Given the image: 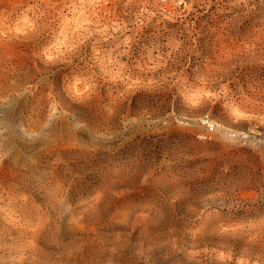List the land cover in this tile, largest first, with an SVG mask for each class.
Segmentation results:
<instances>
[{
	"label": "rangeland",
	"instance_id": "1",
	"mask_svg": "<svg viewBox=\"0 0 264 264\" xmlns=\"http://www.w3.org/2000/svg\"><path fill=\"white\" fill-rule=\"evenodd\" d=\"M0 87V264H264V0H0Z\"/></svg>",
	"mask_w": 264,
	"mask_h": 264
},
{
	"label": "bare ground",
	"instance_id": "2",
	"mask_svg": "<svg viewBox=\"0 0 264 264\" xmlns=\"http://www.w3.org/2000/svg\"><path fill=\"white\" fill-rule=\"evenodd\" d=\"M46 3H47V2H46ZM22 66H24V65H22ZM26 67H27V66H26ZM29 68H30V67H29ZM31 68H32V67H31ZM26 69H27V68H26ZM11 70H12V69H11ZM20 70H21V69H20ZM27 70H28V69H27ZM27 70H26V71H27ZM29 71H30V70H29ZM8 72L10 73L11 71H8ZM18 72H19V71H18ZM23 72H24V71H23ZM1 73H2V72H1ZM16 73H17V72H16ZM30 73H31V72H30ZM10 74H11V73H10ZM3 75H4V74H3ZM29 75H30V74H29ZM7 76H8V75H7ZM2 77H3V76H2ZM2 77H1V79H2ZM9 77H10V75H9ZM14 77H15V76H14ZM31 80H32V78H31ZM1 82H2V81H1ZM7 82H8V81H7ZM2 84H3V83H2ZM9 87H10V86H9ZM0 88H1V87H0ZM2 88H3V87H2ZM4 88H5V87H4ZM2 90H3V89H2ZM6 90H7V89H6ZM8 91H9V90H8ZM0 92H1V91H0ZM6 92H7V91H6ZM1 93H2V92H1ZM5 95H6V94H5ZM0 96H1V95H0ZM2 96H3V95H2ZM2 108H3V107H2ZM10 110H11V109H10ZM8 112H9V111H8ZM42 125H43V124H42ZM38 128H39V127H38ZM41 129H42V128H41ZM43 129H44V128H43ZM46 129H47V128H46ZM29 132H30V131H29ZM44 132H45V130H44ZM59 132H60V131H59ZM61 132H62V131H61ZM36 133H37V132H36ZM36 133H35V134H36ZM38 133H39V131H38ZM40 133H41V132H40ZM47 133H48V132H47ZM71 133H73V132H71ZM43 134H44V133H43ZM58 134H59V133H58ZM61 135H62V134H61ZM46 136H47V135H46ZM49 136H50V135H49ZM57 136H58V135H57ZM62 136H63V135H62ZM37 137H38V136H37ZM35 138H36V137H35ZM50 138H51V137H50ZM62 138H63V137H62ZM53 139H54V138H53ZM62 140H63V139H62ZM62 140H61V141H62ZM42 141H43V139H42ZM32 142H33V141H32ZM74 142H75V141H74ZM55 143H56V142H55ZM31 144H32V143H31ZM31 146H32V145H31ZM31 146H30V147H31ZM53 146H54V145H53ZM49 149H50V148H49ZM46 151H47V150H46ZM27 159H28V158H27ZM70 159H71V158H70ZM71 160H72V159H71ZM2 162H3V161H2ZM5 162H6V161H5ZM63 162H64V161H63ZM7 164H8V163H7ZM7 164H6V165H7ZM66 167H68V166H66ZM4 168H5V167H4ZM11 168H12V167H11ZM11 168H10V169H11ZM71 168H72V167H71ZM5 169H6V168H5ZM67 171H68V170H67ZM2 172H3V171H2ZM6 172H7V171H6ZM72 172H73V171H72ZM2 174H3V173H2ZM6 176H7V175H6ZM72 176H73V175H72ZM72 176H71V177H72ZM8 177H9V176H8ZM6 179H7V178H6ZM8 179H9V178H8ZM60 184H61V183H60ZM58 187H59V185H58ZM28 188H29V187H28ZM59 188H60V187H59ZM62 189H63V188H62ZM32 191H33V190H32ZM107 197H108V196H107ZM105 198H106V197H105ZM56 202H57V201H56ZM24 209H25V208H24ZM73 217H74V216H73ZM42 218H43V217H42ZM42 218H41V219H42ZM74 219H76V218H74ZM12 220H13V219H12ZM38 220H39V222H40V219H38ZM54 220H56V219H54ZM41 221H42V220H41ZM33 222H35V221H33ZM71 222H72V221H71ZM73 222H74V221H73ZM73 222H72V223H73ZM75 222H76V220H75ZM37 223H38V222H37ZM51 223H52V222H51ZM62 223H63V222H62ZM67 223H68V222H67ZM77 223H78V222H77ZM38 224H39V223H38ZM52 224H53V223H52ZM31 225H32V224H31ZM36 225H37V224H36ZM54 225H55V224H54ZM57 225H58V224H57ZM66 225H68V224H66ZM32 226H33V225H32ZM38 226H39V225H38ZM69 226H70V225H69ZM72 226H73V224H72ZM78 226H79V225H78ZM3 227H4V226H3ZM53 227H54V226H53ZM56 227H57V226H55V228H56ZM69 228H70V227H69ZM78 228H79V227H78ZM73 229H74V228H73ZM51 230H52V229H51ZM58 230H59V229H58ZM54 231H56V230H54ZM54 231H53V232H54ZM59 231H60V230H59ZM75 231H77V230H75ZM75 231H74V232H75ZM37 232H38V229H37ZM33 233H34V231H33ZM35 233H36V231H35ZM39 233H40V232H39ZM39 233H38V234H39ZM50 233H51V232H50ZM70 233H71V232H70ZM51 234H52V233H51ZM30 236H31V235H30ZM69 236H70V235H69ZM37 237H38V236H37ZM37 237H36V238H37ZM53 237H55V236L53 235ZM53 237H51V238H53ZM29 240H30V239H29ZM32 240H33V239H32ZM62 240H64V239H62ZM57 241H58V240H57ZM75 244H76V243H75ZM28 246H29V245H28ZM30 247H31V246H30Z\"/></svg>",
	"mask_w": 264,
	"mask_h": 264
},
{
	"label": "built area",
	"instance_id": "3",
	"mask_svg": "<svg viewBox=\"0 0 264 264\" xmlns=\"http://www.w3.org/2000/svg\"><path fill=\"white\" fill-rule=\"evenodd\" d=\"M210 127H211V130H213V129H214V126H213L212 124L210 125Z\"/></svg>",
	"mask_w": 264,
	"mask_h": 264
}]
</instances>
